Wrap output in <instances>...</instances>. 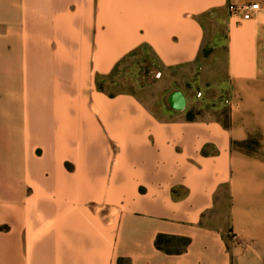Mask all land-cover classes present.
<instances>
[{"label":"crops","instance_id":"1","mask_svg":"<svg viewBox=\"0 0 264 264\" xmlns=\"http://www.w3.org/2000/svg\"><path fill=\"white\" fill-rule=\"evenodd\" d=\"M205 14L225 28L223 69L203 57L195 78L209 105L190 112L183 72L157 105L97 86L140 46L190 73ZM222 187L229 246L202 223ZM158 234L189 243L166 253ZM122 259L264 264V0H0V264Z\"/></svg>","mask_w":264,"mask_h":264},{"label":"rangeland","instance_id":"2","mask_svg":"<svg viewBox=\"0 0 264 264\" xmlns=\"http://www.w3.org/2000/svg\"><path fill=\"white\" fill-rule=\"evenodd\" d=\"M202 23L204 25L205 36L202 43V48L200 50V59L196 64L195 68L188 74H184L186 68H161L156 61L152 59L150 52L140 46L136 48L132 53L128 54L122 58L113 68L112 72L102 77L97 78V86L102 87L105 91L109 93L118 92H133L141 96V98L149 105H157L158 102L155 99V92L161 94V101L164 94L172 86L170 83V78L172 75L178 76L183 75V78L174 80V85H180L188 93V98L194 97L197 93L198 86L195 84V78L197 72L202 65L203 57L210 64L211 67L217 69H223L224 66V49H212L215 45L214 41H218V37H223L225 34L224 22L218 23L213 17L205 14L202 16ZM221 93L224 94L225 84H222ZM192 98V99H193ZM222 96L218 95L216 101L221 99ZM192 104V109L190 112L197 111L198 105L200 103L204 105H209L210 102L203 101L200 102L197 99ZM196 106V107H194ZM221 119L226 118L225 109L220 111L219 114ZM228 192L225 187L220 189L218 194V200L216 206L212 209L208 215L204 217L202 223L219 229L223 232V237L226 244L229 246L232 236L229 234L228 226ZM167 248L172 251L180 249L183 244L181 241H174L164 243ZM120 264H126V260L122 259L119 261Z\"/></svg>","mask_w":264,"mask_h":264},{"label":"trees","instance_id":"3","mask_svg":"<svg viewBox=\"0 0 264 264\" xmlns=\"http://www.w3.org/2000/svg\"><path fill=\"white\" fill-rule=\"evenodd\" d=\"M189 117H192V115H189ZM172 240L181 241L183 244V249L189 243V239L187 237H180V236L177 237V236H168V235H164V234H158L155 238V245L158 249H161L166 253H176L180 250L172 251L169 248H167V246L164 245V243H167V242L169 243Z\"/></svg>","mask_w":264,"mask_h":264},{"label":"built area","instance_id":"4","mask_svg":"<svg viewBox=\"0 0 264 264\" xmlns=\"http://www.w3.org/2000/svg\"><path fill=\"white\" fill-rule=\"evenodd\" d=\"M258 8V3H249L241 5H229L228 9L231 14L239 15L242 19H249L252 17L254 11Z\"/></svg>","mask_w":264,"mask_h":264},{"label":"water","instance_id":"5","mask_svg":"<svg viewBox=\"0 0 264 264\" xmlns=\"http://www.w3.org/2000/svg\"><path fill=\"white\" fill-rule=\"evenodd\" d=\"M167 101L169 106L174 110L181 111L186 106V98L180 89L172 90Z\"/></svg>","mask_w":264,"mask_h":264}]
</instances>
